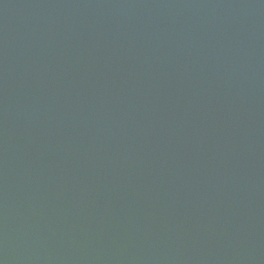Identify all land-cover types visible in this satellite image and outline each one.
Returning a JSON list of instances; mask_svg holds the SVG:
<instances>
[{
  "label": "water",
  "instance_id": "obj_1",
  "mask_svg": "<svg viewBox=\"0 0 264 264\" xmlns=\"http://www.w3.org/2000/svg\"><path fill=\"white\" fill-rule=\"evenodd\" d=\"M0 264H264V0H0Z\"/></svg>",
  "mask_w": 264,
  "mask_h": 264
}]
</instances>
